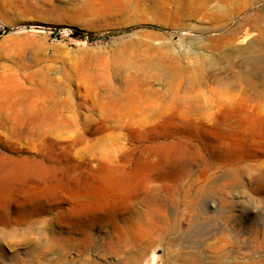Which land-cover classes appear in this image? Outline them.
I'll return each instance as SVG.
<instances>
[{"label":"rangeland","instance_id":"374dc122","mask_svg":"<svg viewBox=\"0 0 264 264\" xmlns=\"http://www.w3.org/2000/svg\"><path fill=\"white\" fill-rule=\"evenodd\" d=\"M262 14L264 0H0V264H133L132 226L156 264H264Z\"/></svg>","mask_w":264,"mask_h":264},{"label":"bare ground","instance_id":"6f19581e","mask_svg":"<svg viewBox=\"0 0 264 264\" xmlns=\"http://www.w3.org/2000/svg\"><path fill=\"white\" fill-rule=\"evenodd\" d=\"M259 18H257L255 23L259 24L261 22L260 21L261 19L264 20V14L260 15ZM259 26L260 25L254 24V27H256V29L259 30L261 37L264 38V31L262 32L260 30ZM8 82L9 81L6 80L4 77L3 78L0 77V115L2 114L1 113L2 111H3V113H5L3 115L5 123H3V124H6V123L10 122L9 121L10 113H9L8 105H6V104L9 101L8 100L9 99L8 96L10 95V93L12 92L13 89H12L11 83L9 84ZM4 107H7V110H6V108L3 110ZM24 115H27V113L24 114ZM6 127L8 129L12 130V126H7L6 125ZM5 133H7V132L5 131ZM6 153H8V152H6ZM1 156H2V154H1ZM4 159L7 160L8 157H6ZM1 162L2 161H0V163ZM8 162H9V160H8ZM2 163H5V162H2ZM8 165H9V163H8ZM8 165L7 164L4 165L3 169L1 168L3 166L0 167V200L2 198L1 197V189L4 188L5 185L12 179V174H13V172L11 174L12 168H11V171H10V167ZM1 169H2V171H1ZM148 222H149V225L152 227L153 221L149 220ZM146 232H147L146 230H142L141 227L140 228H136V226L135 227L134 226L130 227L128 229V231H127V233L129 234L130 249L131 250H135V254H136V256H134L133 264H156V262H157V260L159 258V255L155 251H152L148 256H146L144 251L142 250V238H143V236H146ZM256 237H257L258 244L259 245L263 244L264 243V229L257 230ZM187 256H192V257L189 258L190 260L195 261V262H200V263H203V264H220L218 262H220V261L222 262V259L226 258V254H224V255L220 256L219 258H216L215 260L208 261L207 257L205 255H193L190 252H189V254H187ZM247 259H248V257H247ZM261 261L263 263L264 262V258H262ZM248 263L249 262H247V260L244 263H242V262H233V261H230L227 258V263L226 264H248Z\"/></svg>","mask_w":264,"mask_h":264},{"label":"trees","instance_id":"16d2710c","mask_svg":"<svg viewBox=\"0 0 264 264\" xmlns=\"http://www.w3.org/2000/svg\"><path fill=\"white\" fill-rule=\"evenodd\" d=\"M0 36H1V32H0Z\"/></svg>","mask_w":264,"mask_h":264}]
</instances>
